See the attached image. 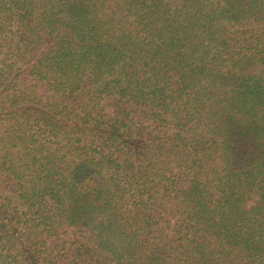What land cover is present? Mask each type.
<instances>
[{
	"label": "trees",
	"instance_id": "1",
	"mask_svg": "<svg viewBox=\"0 0 264 264\" xmlns=\"http://www.w3.org/2000/svg\"><path fill=\"white\" fill-rule=\"evenodd\" d=\"M0 264H264V0H0Z\"/></svg>",
	"mask_w": 264,
	"mask_h": 264
}]
</instances>
